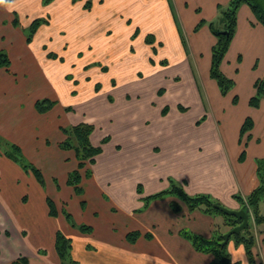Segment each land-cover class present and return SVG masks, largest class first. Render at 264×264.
Wrapping results in <instances>:
<instances>
[{
	"label": "rangeland",
	"instance_id": "374dc122",
	"mask_svg": "<svg viewBox=\"0 0 264 264\" xmlns=\"http://www.w3.org/2000/svg\"><path fill=\"white\" fill-rule=\"evenodd\" d=\"M88 1L90 4L87 8H83L86 0H75L78 4L74 5L71 0H12L8 3L2 0L0 2V50L5 51L11 57L12 74L18 79L26 81L28 86L32 87L33 96H39L40 99L50 98L58 102L52 110L45 114H39L37 118V140L33 142L38 148L37 150L32 146V149L27 153L23 147L19 146L21 153H16L12 146L18 145V142L0 135V198L15 224L20 226L24 238L28 243L31 242L35 246L36 252L41 251L42 257H45L49 264L58 261L57 232H61L67 238L70 236L68 231L71 228H68L66 224V217L62 213V209L65 208V211L71 215V221L76 225H91L92 222L88 221H91L92 218L87 217L88 212L90 213L94 209L102 210L100 203L94 202V200L88 201V206L81 209L80 201L86 198V195H76L73 192L70 197L64 192L71 189V186H66L65 182L62 181L63 174L75 170L77 160L74 151L58 147L57 141L60 140L62 133L57 132L56 127L53 126L57 124L68 126L78 122L93 123L96 132H99L97 135L109 134L112 136V142L108 145L120 146V151L117 148L107 146L102 158L105 160L109 159V154L114 149L119 152L120 157H125L121 156V153L129 146V138L127 139L128 135L122 132L124 127L122 124L119 125L121 121L117 116H115L116 118L112 116L103 117L108 113L105 111L104 103L108 104L107 109L109 111L112 107L114 108L112 112L116 109L120 110L125 118L133 120L136 131L142 129H146V131L160 129L163 131L165 129L171 133L170 131L176 126L183 125L188 129L194 126L196 121L204 126H210L211 120L207 115L203 116L204 113H209L212 116V125H215L218 131L221 144L217 146L211 142V145L208 146V143H204V140L193 134L189 136L188 132L184 135L179 134L177 136L180 139L176 146L177 154L181 155L187 164L190 162V155H196L202 159L208 157L217 161L222 152H224L226 160L231 161V151L228 149L229 142L231 139L233 140L235 134L238 137L241 122L247 115L252 117L256 124H263V128L259 130L261 136L264 132V118L261 116L264 106L258 111H256L257 109L250 111L251 108H247L250 107L248 105L249 96H247L250 89L247 83L253 75L251 72L255 74L256 71L258 73L259 71L260 73L263 72L264 63L262 59L257 69L249 72L245 69L250 70V67H246L249 65L247 61L251 60L245 56L247 59L244 58L241 62L239 70L240 80L238 79V82L233 81L226 93H222L217 81L210 75L209 79L216 83L218 88V95L215 96L209 86L205 85V81L208 83V80L202 72V65L197 66L195 63V57L199 61L208 57L206 49L211 42L209 38H203L204 42H199L195 54L191 53L187 31L177 13L176 0L164 1L169 6L167 10L170 11L169 14L171 13V20L177 19L181 34L185 39V45H187L188 52L183 46L187 60L183 70L177 69L175 67L177 64L172 62V58L178 56L172 53L175 46L182 44L183 41L179 36L178 44L177 37H171L173 33L169 29L170 22L167 15L160 12V16L147 17L145 10L142 11L145 6L142 0H137L139 2L134 10L129 9V7L126 8V6H106L96 2V0ZM261 1L264 3V0ZM231 6H233L232 0H229L226 4L218 5L215 14L205 13L203 15L202 9L197 10L198 19L194 24V34L202 32L203 35V31L206 30L213 41L214 39L217 41L218 36H215L213 31H226L224 29L230 21L225 13L230 10ZM60 8L69 10L66 13L67 19H61ZM241 8L242 6H239L236 10L237 17H239ZM128 14L131 16L129 25H120L119 23L122 22L117 20V16L119 19H126ZM14 16L17 17L21 27L28 28L33 19L37 18L47 20L48 23L42 25L36 34L34 33L31 42H27L28 30L15 29L11 26L10 18ZM121 27H123L122 30H120ZM105 31L106 33L103 34ZM147 35H150V39L154 43H147L145 39ZM159 41L161 44L158 43ZM146 47H151L148 48L150 55H147L144 50ZM162 47L167 48V51L162 50ZM127 49L128 51L125 53ZM128 52L132 57L131 59L137 63L126 58ZM227 54L224 60L227 59ZM229 59L230 63L234 65L235 61H232L230 57ZM251 62L253 63V61ZM158 66L162 67L159 69L160 71L153 69L158 68ZM8 77L7 74H4V70H0V90L5 86V80ZM50 79L53 85H58L64 92H59L56 86L50 87V83L47 82ZM191 84L197 88L198 100L192 98L194 95L191 93ZM232 97H234L236 105L234 106L235 109L229 112L226 106L228 102L230 106ZM208 98L216 104L223 105L225 115L218 117L215 111L211 110ZM216 98L219 99L220 103ZM178 104L187 107V109L181 110V112L187 111L186 114L177 110ZM165 106L171 108L167 117H163L166 115L164 113L162 116L160 115V111ZM97 135L93 136L94 142ZM26 136L28 134L21 138V141L24 142ZM149 136L152 137V135ZM168 137L170 136L168 135ZM238 138L241 139V135ZM47 139H49V143H53V146L42 150V145ZM99 140L96 144H99ZM166 141L167 138L165 137L156 143L161 145L160 150L151 149V152L156 154L152 157L154 166H162L164 164L161 160L162 154L165 152L167 155L170 152L168 144H173V142L166 143ZM153 142L150 144V148L154 146ZM239 144L241 145V142ZM258 144L259 147L264 146V141L261 139ZM142 146L145 149L148 148L146 143H143ZM162 146L165 148L163 149ZM46 151L48 155H54L53 163L50 162V159H44ZM31 154L38 155L39 159ZM63 158L68 159L64 160ZM253 158L256 164L260 159H263L261 157ZM35 162L41 163L37 165ZM229 164V168H232V163L229 162ZM186 166L182 165L179 168L182 175L178 176L173 173L168 175V179H164L162 183L167 184V186H170L171 183L183 186L185 192H188L190 185L194 183L191 180L192 176L185 172ZM119 168L121 169V166ZM33 169L40 170L43 183L39 182ZM138 172L143 173L140 170ZM98 173L101 174L99 171ZM160 173L162 175V171L157 174ZM99 174L98 177L101 176ZM144 175L146 180L142 182L143 187L141 189L147 193L146 181L150 184L154 183L146 171ZM51 176L56 179L55 184L62 189L61 192L64 196L61 200L59 199L60 195L53 188L55 184H52ZM91 177H97L92 167ZM84 185H87V181H84ZM35 186L38 187V191L35 190ZM159 189L148 192H157ZM200 193L209 195L211 200L231 210L227 203L218 201L212 194ZM46 196L55 202L60 216L47 217L49 207L46 203ZM241 197L244 198L242 194ZM143 202V209L147 208L144 200ZM84 211L88 212L85 213ZM218 215L220 219H225L222 214L219 213ZM115 225L118 229L121 228L119 222ZM83 234L91 235L90 232ZM76 251L79 255L78 249ZM71 252L73 253V248ZM82 255L81 252L80 256L82 257ZM70 257H67V261ZM66 264H70V262H66Z\"/></svg>",
	"mask_w": 264,
	"mask_h": 264
},
{
	"label": "crops",
	"instance_id": "0c3cea01",
	"mask_svg": "<svg viewBox=\"0 0 264 264\" xmlns=\"http://www.w3.org/2000/svg\"><path fill=\"white\" fill-rule=\"evenodd\" d=\"M142 1L145 5L142 11L145 10L147 17L153 18V16H160V12L169 17V29L173 33L171 37H177L179 44L178 37L180 34L176 27L175 20H171V13L169 14L170 11L167 10L169 7L166 5L167 3L164 0ZM178 1L176 0L177 13L181 18V23L184 24V27L187 31L188 45L191 53L195 54L196 47H199V42H204L203 38H209V41L211 42L206 49L208 52V57L202 61H199V59L195 57V63L197 66L202 65V72L208 80V83L205 81V85H208L212 91V94L216 96L218 95V84L216 85V83H213L209 79L212 58L211 50L216 43V39L213 41L206 30L203 31L202 35V32L194 34L193 29L194 24L198 19V15L196 13L197 10L199 11L202 9L203 15H205V13L215 14L217 6L226 4L229 0ZM96 2L112 7L126 6V8L129 7V9L134 10L139 1L96 0ZM71 3L73 5L78 4L73 0H71ZM60 11L61 19H67L68 16L66 13H68L69 10L67 8H60ZM15 18L17 17L14 16L10 18L11 26L15 29L19 28L21 30H25L27 27H17L13 24ZM130 19V14H128V18L126 19H119V16H117V20L122 22L119 24L123 26L124 24L129 25ZM122 29L123 27L120 28V30ZM105 33L106 31L103 34ZM160 38L158 39L160 40ZM158 43L161 42L159 41ZM148 48L150 49L151 47H146L144 50L146 51L147 55H150V50L148 53ZM161 49L165 50V52L167 51V48L162 47ZM127 51L128 49L125 51V53ZM228 51V57L224 60L221 69L228 78L235 82H238V79L240 80L239 70L241 68V62L244 60L245 56L253 61V63L251 61H247L250 66L248 65L246 68L250 67V70L245 69V71L251 72V70L257 69L261 59L264 63V27L259 22H257L252 9L246 4L242 5L239 17H237L236 33ZM172 53L178 55L177 57L175 56L172 58V62L177 64L175 67L177 69L181 68V70L185 69L187 60L185 57L183 44L175 46ZM129 54V52L126 54V58L133 61V63H137V61L131 59L132 57ZM168 57L170 59V56ZM229 57L232 61H235L234 65L230 63ZM160 68L162 67L158 66V68L155 67L153 69L160 71ZM0 70H4V74L9 76L8 79L5 80V86L0 90V135L15 142L17 141V146H20L21 148L23 147L27 153H29L28 151L32 149V146H34L37 150L38 148L33 143L35 140H37V118L39 116V113L35 109V103L41 99L39 96L32 95L33 89L32 87H29L30 85L28 86L26 81L20 80L12 74L11 67L9 70ZM251 73L253 75L250 78L251 80L247 83L250 89L249 94H247V96H249L248 105L250 107L247 108H251L249 109L250 111L255 109L258 111L264 106V100L262 101L259 108H253L250 105V99L253 95H255V82L258 79L264 77V67L263 72L261 71V73L260 71L259 73L256 71V74L253 72ZM47 82L50 83V87L53 85L51 79L47 80ZM53 86H56V89L59 92H64L63 89H60L58 85ZM191 91V93L194 95L192 98L198 100L199 96L197 93V88L193 84H191ZM234 97H232V101L230 100V106L229 102L226 106L229 112L235 109L234 106L236 103ZM216 99L218 103H220L219 99ZM209 102L211 110L215 111V114H217L218 117L225 115L223 105L214 103L212 99H209ZM107 105V103H104L105 111L108 113L103 115V117H118L119 121H121L119 122V125L121 126L122 124V127H124L122 132H125L128 135L127 139L129 138V146L124 152L121 153V156L125 157H120L118 152L120 151V146L116 144L108 145L112 142V136L110 135L111 140L103 146V151L98 156L96 164L92 166L97 177L90 176L91 178L83 177L82 179L81 185L84 189L82 196L86 195V198H83L80 201L81 209H84L88 206V201L94 200V202L100 203L102 210L96 208L97 210L94 209L90 213L88 211H84L85 213L88 212L87 217L89 219L92 218L91 221L87 220L88 222H92V224H86L93 228L90 236H86L76 227H73L71 224L69 225L67 219L65 220L68 228H71L68 231V233H70L68 238L71 239L73 244L72 254L76 264H211L214 261V256L210 253L197 251L191 241L183 235V232L185 231L193 235H199L206 239H214L219 235L224 233L226 234L230 230L225 219H220L219 215H209L200 210L191 211L185 205L182 206L180 211H177L174 209L172 203L179 201L173 196H164L159 199L151 200L152 202H148L147 208L143 209V198L153 196L161 191L166 190L169 186H167V184H163V180L168 179L167 176L173 173H176L178 176L182 175V171L179 168L182 167V165H187L185 172L192 176L191 180H193L194 183L189 187L190 190L187 192L189 195H198L201 194L200 192H208L212 194L218 201L227 203V205H229L233 211H239L243 209L241 203L234 198V195L241 196L242 194L244 198H241L246 199L259 184L257 177V164L253 157H261L264 159V146L262 145L259 147L258 144L261 139L264 141V132L262 136L259 134V130L260 128H263V124L260 123V125H258L254 120L255 127L250 132V137H248V135L244 137L243 141L247 142V145L244 146V142H242L241 145L239 144L240 138H238L241 135V126L246 117L243 119L240 129L238 130V137L235 134L233 140L231 139L229 142L231 148L228 145V149L231 151V161L226 160L224 152H222L220 159L217 161L211 158L209 159L208 157L202 159V157L190 155L188 167V164L182 159V156L177 154L176 146L178 140H180L177 137L179 134L184 135L187 132L188 136L193 134L194 136L204 140V143H208V146L211 145V142L212 144L215 143L217 146L221 144L218 131L216 126L212 125V116L209 113H204L203 116L207 115V117L211 120L210 126H204L196 121L195 125L188 129L183 125L176 126L170 131L172 133L171 134L169 131H165V129L163 131H160V129H153L152 131H146V129H142L141 131H136V129H134L133 120L125 118L121 114L120 110L118 111L116 109L112 112L114 109L112 107L109 111L107 109ZM180 106L184 107L185 109H187V107L182 104L177 105V110H179L180 113L186 114L187 111L181 112V109L179 108ZM165 108L166 106L160 111L161 116L162 113L165 114ZM170 111L171 108L168 107V112H166V115L163 117H167ZM135 116L137 115L135 114ZM261 116L264 118V111ZM247 117L249 116L247 115ZM72 125L74 124L68 126L57 124L56 126H53L56 127L57 132L62 133L60 140L57 141L59 148H61L59 145L65 139L61 128ZM144 126L146 127L147 125L145 124ZM98 133L95 129L93 136H96ZM27 134L28 136H26L24 142L21 141V138L25 137ZM149 135H152V137ZM160 135H163V137H160ZM168 135L170 137H168ZM93 136V143L95 145H99L106 136H109V134L103 136L97 135L95 142ZM165 137L167 138L166 143L173 142V144H168L170 152L167 155L165 152L162 154L161 160L164 162V164L162 166L159 165L160 167H157L154 166V162L152 161V157L156 156V154L152 153L151 149L160 150L159 148L161 145L156 143H159L158 141L164 139ZM48 140L49 139L44 141L42 150H46L47 147L51 148L53 146V143H49ZM98 140L99 144H96ZM152 142L154 146L150 148L149 146ZM143 143L147 144V149L142 146ZM107 146L117 148L118 151L115 149L112 150V152L109 154V159L104 160L102 158L103 155H105V148ZM164 148L165 147H163V149ZM243 151L245 152V156L243 159H241ZM32 156L39 159L38 155ZM44 159H50V162L53 163L54 155H48L46 151ZM63 159L66 160L68 158ZM124 159L125 161H123ZM229 162L232 163V168H229ZM35 163L39 165L41 162ZM120 166L121 169L119 168ZM139 170L143 173H139ZM98 171L101 174H99ZM145 171L148 176H151L153 173L151 179L154 183L150 184L146 181L145 184L147 187V193L145 191L143 192L141 189L143 187L142 182H145L146 180L144 175ZM160 171H162V175L161 173L157 174ZM98 174L101 176L98 177ZM63 175L62 181L65 182L66 186H70L67 182L69 172ZM182 180H184V178H182ZM55 181L56 179L51 176L52 184H55ZM84 181H87L86 186L84 185ZM36 186L35 190L38 191V187ZM53 188L57 194L60 195L59 199L61 200L64 196L61 192L62 189L56 184ZM70 188L71 189L65 190L64 192H66L71 197L72 193H75V191L72 187ZM139 188L141 193L139 192ZM153 189L159 190L157 192H148L152 191ZM47 198L50 197L46 196V203ZM57 211L58 214L56 216H51L48 211L47 217L60 216L61 214L58 209ZM64 211L65 208L62 209V213ZM261 211L264 212V201L261 204ZM118 222L121 224V228L119 229L115 225ZM252 224L254 225L256 238L254 253L258 262L264 264V234L261 233V228L256 226L254 221ZM134 231H138L140 233V237L136 242H129L127 240V234ZM227 244V250L233 262L237 264H249L246 250L242 244H237L233 240H229ZM76 249H78L79 255L77 254ZM81 252L83 253L82 257L80 256ZM20 257L27 258L29 264H49L46 262V258L42 257L41 251L36 252L35 246L31 242L28 243L26 238H24L20 231V226L15 224L13 218L9 215L5 204L0 198V264H13V262ZM57 257L58 261L54 264H63L59 255H57Z\"/></svg>",
	"mask_w": 264,
	"mask_h": 264
},
{
	"label": "trees",
	"instance_id": "16d2710c",
	"mask_svg": "<svg viewBox=\"0 0 264 264\" xmlns=\"http://www.w3.org/2000/svg\"><path fill=\"white\" fill-rule=\"evenodd\" d=\"M9 1L12 0H4L5 3H8ZM73 1L75 2V0ZM88 4H90V1H87L84 4V7L87 8ZM243 4H247L248 6H250L257 19V22H259L264 27V3L261 0H232L233 6H231L229 8L230 10L225 13L230 21V23L224 29L226 31H213L215 36H218V38L212 50L210 75L217 81V84L219 85L222 93H226L229 89V86L233 84V80L228 78L221 71V64L224 61V58L229 50L233 37L236 33V10L237 8H239V6H242ZM47 23V20H42L39 18L34 19L31 25L26 28L29 33L26 38L27 42H31L34 33L36 34L38 29L42 25H46ZM13 24L17 27H20L17 18L14 19ZM175 24L182 38V44L185 47V50L188 52V49L186 48L187 45H185V39L181 34L177 19H175ZM146 41L148 44H150L151 42L154 43L153 40L150 39V35L147 36ZM161 63H163V61H161ZM11 64L12 63L9 54H7L3 50H0V69L9 70ZM254 88L255 95L251 97L250 105L253 108H259L262 101L264 100V77L258 79L255 82ZM56 104L57 101L50 100L47 98L41 99L35 103V109L39 114H45L52 110ZM179 108L181 110H185V108L182 106H180ZM164 112L165 114L166 112H168V107L164 109ZM254 127V119L252 117H246L241 126V139L239 140L241 143L244 142L243 140L246 135H248V137L251 136L250 132L254 129ZM95 129V125L88 122H79L72 126L61 128L65 139L59 146L64 150L74 151L78 161L77 168L71 173H69L67 181L68 184L74 189L77 195H83L84 189L81 185L83 177L91 176V167L96 164L98 156L103 151V146L111 140L110 136H106L99 145H95L92 140V136ZM244 144V146H246L247 142H244ZM12 148L16 151V153H21V149L19 146L13 145ZM244 156L245 152L243 151L241 159H243ZM33 171L37 175L39 182L43 183L44 181L42 179V174L40 170L33 169ZM257 177L259 180V184L246 199L241 198V196L239 195L234 196V198L241 203L242 208L247 211L249 223L246 229L230 237V240H233L237 244H242L244 246L248 256L249 264H262L258 262L254 253L256 238L254 232V225L252 224V222L254 221L255 225L261 228V233L264 234V212L261 211V204L264 201V159H260L257 164ZM139 192L141 193L140 188ZM164 196H173L177 198L179 202L172 203L174 209L177 211H180L182 206L185 205L191 211L200 210L209 215H218L220 213L225 217L226 224L229 226L230 230L242 224V221L238 220L236 217L228 216L222 211L218 210L215 205L220 204L211 200L209 195H189L187 192H185L183 186H178L174 183H171V185L166 190L161 191L153 196L143 198V200L145 201V205H147L149 201L159 199ZM47 203L49 207V214L51 216H56L58 214V211L54 201L50 198H47ZM63 213L68 222L73 227L79 229L81 232L91 233L93 231V228L89 225H76L74 222H72L71 215L67 211H64ZM183 235L191 241L197 251L203 253H210L214 256V261L211 264H237L231 259V256L227 250L228 244H226L225 246L222 245L223 235H219L214 239H206L202 236L193 235L185 231L183 232ZM139 237L140 233L138 231H134L127 234V240L129 242H136ZM72 248L73 244L71 242V239L65 237L61 232H57L56 249L63 264H66V262H70V264H76L75 260L72 258ZM68 256L70 257L69 261H67ZM13 264H29V261L25 257H20L15 260Z\"/></svg>",
	"mask_w": 264,
	"mask_h": 264
},
{
	"label": "water",
	"instance_id": "95a60500",
	"mask_svg": "<svg viewBox=\"0 0 264 264\" xmlns=\"http://www.w3.org/2000/svg\"><path fill=\"white\" fill-rule=\"evenodd\" d=\"M215 207L222 211L223 213H225L228 216H234L236 217L238 220L242 221V224L238 225L237 227H234L233 229H231L230 231H228L226 234L223 235V243L222 245L225 246L229 240L230 237L234 234L240 233L241 231H243L244 229H246L248 227V223H249V217H248V213L245 209H241L239 211H233V210H229L221 205H215Z\"/></svg>",
	"mask_w": 264,
	"mask_h": 264
},
{
	"label": "clouds",
	"instance_id": "9594fccd",
	"mask_svg": "<svg viewBox=\"0 0 264 264\" xmlns=\"http://www.w3.org/2000/svg\"><path fill=\"white\" fill-rule=\"evenodd\" d=\"M0 2H2V0H0Z\"/></svg>",
	"mask_w": 264,
	"mask_h": 264
}]
</instances>
